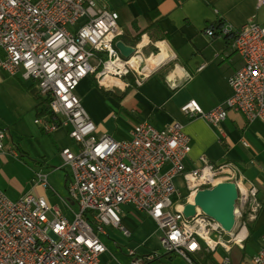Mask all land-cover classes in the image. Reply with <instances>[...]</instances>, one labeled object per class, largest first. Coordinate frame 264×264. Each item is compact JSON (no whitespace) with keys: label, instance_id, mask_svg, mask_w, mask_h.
I'll return each mask as SVG.
<instances>
[{"label":"built area","instance_id":"obj_1","mask_svg":"<svg viewBox=\"0 0 264 264\" xmlns=\"http://www.w3.org/2000/svg\"><path fill=\"white\" fill-rule=\"evenodd\" d=\"M257 4L260 7L264 0ZM118 20L117 12L100 7L97 0H0V71L32 82L38 98L48 100L52 119L37 118L35 125L46 132L68 129L73 147L60 150L58 170L67 173V197L75 206L72 210L67 204L72 213L67 219L41 196L27 194L11 202L0 191V264H109L102 260L107 248L100 237H107L110 229L129 236L121 222L122 207L151 220L161 233L164 251L184 264H197L193 257L203 251L212 257L218 249L229 253L248 238L247 225L261 209L257 187L246 184L240 167L232 162L214 164L200 156L198 166L186 170L191 145L182 124L157 130L141 122L123 140L97 135L76 95L79 83L93 76L103 85L114 79V72H121V80H116L121 82L131 76L130 68H145V75L148 71L140 51L134 50L129 62L118 61V50L109 51V30L118 29L121 36ZM205 33L214 35L213 29ZM224 34L232 35L233 49L241 57L239 69L228 78L231 96L209 111L193 100L180 111L187 120L199 118L215 129L229 112L264 124V27L251 21ZM141 77L133 76L135 85ZM6 138L0 128V156L7 153ZM10 155L19 156L14 151ZM207 171L216 177L211 188L220 183L239 188L231 232L215 221H197V213L186 219L172 216V208L183 210L196 191L203 190ZM178 179L183 194L176 186ZM34 180L47 189L46 174L35 172ZM127 256L130 264H148L157 255L138 256L130 249ZM217 264L232 263L226 257ZM250 264H264V233Z\"/></svg>","mask_w":264,"mask_h":264},{"label":"crops","instance_id":"obj_2","mask_svg":"<svg viewBox=\"0 0 264 264\" xmlns=\"http://www.w3.org/2000/svg\"><path fill=\"white\" fill-rule=\"evenodd\" d=\"M97 3L118 13L121 30L118 41L140 51L148 65L147 74L139 78V86L134 84L133 76L130 82L126 80V85L114 79H107L102 85L93 76L79 83L76 95L94 122L97 135L123 140L129 138L133 128L141 122H147L157 130L175 122L182 124L191 145L186 170L196 168L200 156L214 164L232 162L240 167L245 183L257 187L261 209L256 220L250 223L251 230L247 229V240L251 234H256L261 246L264 233V124L248 122L239 113L229 112L215 129L199 118L187 120L180 108L193 100L203 111H209L231 96L228 78L239 68L241 60L233 49L232 35H225L224 31H235L251 21L264 27V4L258 7L257 0H97ZM208 29H213L212 37L205 33ZM201 66L203 68L199 70ZM16 78L25 91L31 93H1L3 103L15 94L21 100L19 107L22 105L25 111L31 110L33 117L23 114L8 119L0 114V128L7 133V153L0 156V191L11 202L27 194L41 196L49 206L58 208L71 219L68 206L72 210L75 206L67 197V173L60 170L65 174L61 184L64 194L59 184L49 181V176L58 170L57 162H61L60 150L73 147L68 129L58 127L46 132L35 125V119L47 118L37 114V90L32 82L19 76ZM102 93L122 97L118 100ZM5 95L8 96L6 100ZM12 151L19 155L18 158L10 155ZM14 168L30 174L31 170L33 174L42 171L47 175V189L34 179L32 183H20L16 175L11 176ZM179 183L183 186L180 179L176 181L180 193ZM132 211L131 207H125L121 214L122 226L129 236L116 230L127 240H132V234H139L128 217ZM106 238L112 239L120 250L126 247L127 242L114 231L109 230ZM111 258L107 251L102 260L108 262Z\"/></svg>","mask_w":264,"mask_h":264},{"label":"rangeland","instance_id":"obj_3","mask_svg":"<svg viewBox=\"0 0 264 264\" xmlns=\"http://www.w3.org/2000/svg\"><path fill=\"white\" fill-rule=\"evenodd\" d=\"M0 77H1L0 114L8 119L14 115L21 117L23 114H30L31 117H33V113L31 110L25 111L24 109H22L21 107L22 105L19 107V102H21V100L17 95L14 94L13 97L9 96V98H7L8 97L7 95H5V100L7 98L6 104H5L6 101H4L3 103V97L1 96V93H31V92L25 91V89L19 84V79L16 77H12L2 71H0ZM101 96L102 95H100V97ZM102 98L104 99L103 96ZM85 110L88 113L86 108ZM116 115L117 114L114 115L115 118ZM5 150H6V146H5ZM60 165L61 162H57L56 168H58ZM13 173H11L13 174L11 176L16 175L19 182L22 184L32 183L35 177V174H33L32 170L30 174L28 172L22 171L21 169L14 168ZM64 175L65 174L63 171L57 170V172H53L51 176H49L50 182L54 181L53 183L60 185L63 194H64V189L63 187H61V184L64 181ZM178 185L180 186V183ZM180 187H181L180 193H182L184 191V188L183 186ZM122 208L124 210L125 207ZM128 217L133 222V228L139 232L137 236L132 234V240H127L126 238L121 237L119 232L113 230L114 234L117 237L124 239V241L127 242L126 247L124 248L121 247L122 249L120 250V248L114 244L112 239L110 240L107 239L106 237H100L107 248L108 254L113 255V259L110 260L109 264H130L131 258L127 256V251L130 249L134 250L138 256H141L139 254L157 255V258L154 259L149 264H184V261L180 257L167 254L164 251L159 240L161 233L158 232L155 225H153L145 217L143 218L140 214H137L134 211H132V213H130ZM249 227L250 224L247 225L248 230ZM110 231L113 232L111 229ZM259 248L260 246L258 243V236L256 234L255 235L251 234L250 238L243 244L242 247L232 246L231 251L229 253H224L221 249H218L215 255L213 256V262L207 261V264H217L218 261H221L223 258L226 257L230 258L232 264H250V258L258 251Z\"/></svg>","mask_w":264,"mask_h":264},{"label":"water","instance_id":"obj_4","mask_svg":"<svg viewBox=\"0 0 264 264\" xmlns=\"http://www.w3.org/2000/svg\"><path fill=\"white\" fill-rule=\"evenodd\" d=\"M115 48L125 59L134 53L133 48L120 41L115 43ZM237 198V188L233 183H220L211 189L199 190L192 204H186L182 213L185 218H191L198 209L218 223L225 232H231L235 224L234 209Z\"/></svg>","mask_w":264,"mask_h":264},{"label":"bare ground","instance_id":"obj_5","mask_svg":"<svg viewBox=\"0 0 264 264\" xmlns=\"http://www.w3.org/2000/svg\"><path fill=\"white\" fill-rule=\"evenodd\" d=\"M109 51H117L115 48V43L118 42V29H110L109 30ZM241 60V57H239ZM118 61L119 62H129V58H123L120 53L118 54ZM150 63V60L147 62ZM155 65V64H153ZM156 66V65H155ZM148 67V65L146 66ZM239 69V68H238ZM130 74L133 76H144L145 75V68H130ZM114 80H121V72H114ZM123 85H126L124 81H121ZM211 184H216V177L214 175V171H207L206 174V181L203 182V189H211ZM238 196H239V188L236 186ZM198 191H196L197 193ZM192 204V203H189ZM183 210L180 208H172V216L176 217L177 219H186L183 215ZM197 213V221H200L206 225H214V220L205 216L201 211L196 209ZM244 235V231L241 233V236Z\"/></svg>","mask_w":264,"mask_h":264},{"label":"trees","instance_id":"obj_6","mask_svg":"<svg viewBox=\"0 0 264 264\" xmlns=\"http://www.w3.org/2000/svg\"><path fill=\"white\" fill-rule=\"evenodd\" d=\"M220 27V25H219ZM218 27V28H219ZM131 76H133L132 74H130ZM131 76L127 77L126 80L127 81H131ZM127 81H124L126 84H128ZM102 95H104L105 97L108 96H113L116 99L120 100L121 96H117L114 93H102ZM39 100V104L37 105L36 109H37V114L38 116H46L49 120L52 119V114L49 111V106H48V100L46 99H38ZM249 230H251V228L249 227ZM157 258V256H155V259ZM243 258V257H241ZM159 260V259H158ZM193 261L197 264H207V261H212L213 262V257L211 253H206V252H201L200 254L196 255L193 257ZM149 264V263H148Z\"/></svg>","mask_w":264,"mask_h":264}]
</instances>
